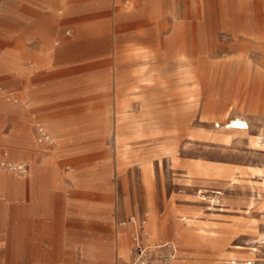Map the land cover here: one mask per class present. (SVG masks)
<instances>
[{"label":"rangeland","instance_id":"1","mask_svg":"<svg viewBox=\"0 0 264 264\" xmlns=\"http://www.w3.org/2000/svg\"><path fill=\"white\" fill-rule=\"evenodd\" d=\"M126 1L90 14L59 9L54 47L85 38L88 29L99 39L79 50L94 53L84 63L94 64L100 94L83 96L79 77L70 75L79 67L57 74L62 110L79 111L71 117L97 133L77 149L73 168L110 183L104 198L115 224L128 230L127 264L133 230L122 223L145 214L162 229L160 242L176 245L174 263L264 264V0H204V8L198 0ZM33 69L25 67L23 78ZM119 78L121 92L113 83ZM237 118L248 132L228 128ZM120 126L126 158L116 141ZM187 224L206 238L181 242L173 231Z\"/></svg>","mask_w":264,"mask_h":264},{"label":"crops","instance_id":"2","mask_svg":"<svg viewBox=\"0 0 264 264\" xmlns=\"http://www.w3.org/2000/svg\"><path fill=\"white\" fill-rule=\"evenodd\" d=\"M113 1L0 0V85L18 101L0 98V164L26 163L29 168L28 174L21 175L0 166V264H127L131 259L128 230L115 224L112 207L104 198L112 192L110 183L99 173L73 168L77 149L93 142L97 133L91 125L71 117L79 111L62 110L58 102L64 97L56 94L61 85L58 70L73 65L81 69L70 75L79 77L83 96L90 99L101 93L95 86L94 64L84 63L93 59L94 53L79 50L94 47L99 39L88 29L82 33L85 38L62 47L52 44L63 5H68L71 15L90 14ZM198 3L205 7L204 0ZM66 36L71 37V31ZM29 63L34 65L27 67ZM25 67L34 68L28 70L32 74L27 80L23 78ZM113 83L123 90L121 78ZM80 111L91 114L90 109ZM35 119L54 137V147L37 142L36 126L32 125ZM123 131L120 126L116 141L119 153L126 158L130 149ZM135 136L140 137L138 131ZM149 229L150 242L163 245L162 229L153 217ZM173 233L181 242L192 243L205 239L207 231L187 224Z\"/></svg>","mask_w":264,"mask_h":264},{"label":"built area","instance_id":"3","mask_svg":"<svg viewBox=\"0 0 264 264\" xmlns=\"http://www.w3.org/2000/svg\"><path fill=\"white\" fill-rule=\"evenodd\" d=\"M130 0H128L129 3ZM4 95V89L0 86V98ZM37 142L41 145L48 147H54L56 141L54 137L48 132V130L41 124L36 125ZM1 167L21 175H26L29 172L28 165L26 163L15 164L8 161L1 162ZM127 223L133 225L132 242L133 259L131 264H173L177 260L178 249L172 242L163 243L161 247H152L148 242L147 228V214L141 217H131L127 222H123L122 225ZM251 264V263H249Z\"/></svg>","mask_w":264,"mask_h":264},{"label":"bare ground","instance_id":"4","mask_svg":"<svg viewBox=\"0 0 264 264\" xmlns=\"http://www.w3.org/2000/svg\"><path fill=\"white\" fill-rule=\"evenodd\" d=\"M254 29V28H253ZM244 34H246V33H244ZM183 53V57L182 58H185L186 57V55H185V53L184 52H182ZM176 56V55H175ZM11 100V99H10ZM16 103L18 102V101H16V100H14ZM228 128H230V129H236V130H242L243 132H248L249 130H250V125L248 124V122H246V121H244V120H242V119H240V118H237V119H234V120H232L229 124H228ZM218 194H220V193H218ZM201 195H202V193H201ZM203 198V197H202ZM205 200V199H204ZM147 229V231H148V234H149V237H148V242H149V244H151L152 245V247H161L162 245H157V244H154V243H151L150 241L152 240V235H151V233H150V229H149V222H148V224H147V227H146ZM151 230H152V232L153 233H155L154 232V230H153V228H152V226H151ZM250 262L249 261H247V263L246 264H249ZM234 264H237V262L236 261H234ZM252 264V263H251Z\"/></svg>","mask_w":264,"mask_h":264}]
</instances>
